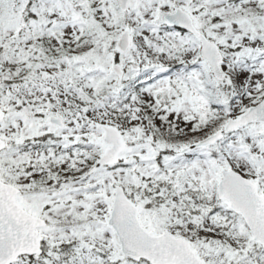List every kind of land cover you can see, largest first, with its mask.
<instances>
[{
	"label": "snow or ice",
	"instance_id": "obj_1",
	"mask_svg": "<svg viewBox=\"0 0 264 264\" xmlns=\"http://www.w3.org/2000/svg\"><path fill=\"white\" fill-rule=\"evenodd\" d=\"M0 264H264V0H0Z\"/></svg>",
	"mask_w": 264,
	"mask_h": 264
}]
</instances>
